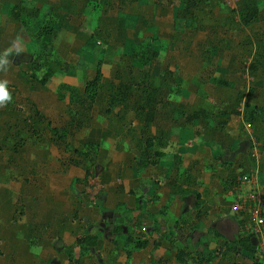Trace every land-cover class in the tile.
I'll list each match as a JSON object with an SVG mask.
<instances>
[{"label": "rangeland", "instance_id": "1", "mask_svg": "<svg viewBox=\"0 0 264 264\" xmlns=\"http://www.w3.org/2000/svg\"><path fill=\"white\" fill-rule=\"evenodd\" d=\"M15 1L18 0H0V81H7L12 96L10 103L0 107V252L8 256L18 253L17 262L8 258L10 264H131L133 260L127 262L123 253L126 235L147 239L149 246L159 237L153 238L146 233V228H141L137 236L130 229H125V233H113L108 226L113 218L110 212L105 214L102 226L95 224L90 228L79 219L81 209L69 206L63 198L59 203L53 201L66 195L64 187H68L70 180L67 165L70 152L51 143L44 124L27 126L25 121L31 115V104L53 127H64L69 120L66 113L68 93L62 92L66 95L63 101L57 97L64 75L70 77L73 85L70 87L82 91L86 82L93 78L98 61L102 63L104 79H110L127 61L123 56L120 58L121 50L135 53L150 41L159 52L158 60L152 66L154 78L158 80L165 74L177 92L170 93L167 100L185 106L188 111L195 109L198 100L200 102L196 103L208 109V103H214L228 93L216 87L213 80L218 75L223 76L224 72L227 74L226 69L235 65L230 61L231 55H238L242 48L245 49L244 44L249 38L256 39V33L263 30L264 24L259 21L249 27L242 26L236 12L237 0H210L206 9L195 14L196 19L178 15L180 0L132 3L126 0H72L74 5L70 9H76V13L65 17L66 29L56 24L57 37L50 55L54 68L61 67L63 71L55 72L47 86L41 89L31 85L25 75L26 65L37 53L38 45L31 42L28 31L10 22L8 10ZM60 2L32 0L31 4L46 11ZM262 36L264 38V34ZM242 39H246L243 45ZM240 66L245 69V61L238 62L237 68ZM239 69H233L234 73H239ZM230 80L237 87L240 82L242 85V78ZM171 120L168 113H163L159 114L156 123L158 128L170 132L175 128L174 122L187 125L184 118ZM117 128L113 117H106L95 108L88 127H79L72 132L70 141L74 147L90 141L99 147L89 181L78 183L82 185L79 191L89 201H95L104 185H126L134 167L133 155L138 152L136 142L122 135L115 137ZM151 132L155 133V128H151ZM20 186L22 189L17 192ZM64 207L72 212L58 214ZM10 217L13 222H9ZM32 224L37 228L34 229ZM65 231L71 232V244L62 243L61 233ZM169 232L167 236L174 239V233ZM84 234L105 236V245L101 242L102 249L96 247L95 251L81 255L76 239ZM162 245L168 247L162 258H158L159 263L173 264L174 249L164 241ZM145 249L141 253L130 250V254L136 252L134 264L144 262ZM193 257L196 261L201 255L195 252ZM156 259L153 256L151 262ZM7 263L0 259V264Z\"/></svg>", "mask_w": 264, "mask_h": 264}, {"label": "crops", "instance_id": "2", "mask_svg": "<svg viewBox=\"0 0 264 264\" xmlns=\"http://www.w3.org/2000/svg\"><path fill=\"white\" fill-rule=\"evenodd\" d=\"M257 1L262 12L261 19L246 27L259 21L264 24V0ZM262 29L256 33V39L249 38L245 44L246 39L241 40L245 49L242 48L238 55H231L230 61L235 65L226 69V75L224 72L223 76L218 75L213 80L216 87L227 90L228 93L218 97L214 103H208V109L196 103L200 101H195L193 111L204 110L211 115L206 124L201 120H194L188 126L174 122L177 126L173 127L172 132L160 128L168 145L163 149L165 155L159 159L157 165L141 170L134 163L126 185H104L100 199H95V203L100 204L99 207L85 206L78 202L79 193L83 194L79 191L82 190V185L73 184V181L82 180L85 172L82 168L69 166L70 180L68 187H64L66 195L53 201L59 203L63 198L68 201L69 206L81 209L83 212L79 219L90 228L95 224L102 226L105 214L110 212L113 215L108 225L111 231L121 226L123 233L125 229H130L137 236L141 228H146V233L153 238L159 237L157 241H153L152 246L147 245L146 249L144 248L146 258L143 263L138 261V264H162L158 258H162V253L165 254L168 247H163V241L169 244L175 253L177 249L183 248L191 252L192 257L195 252L206 257L204 264H258L260 238L248 232L240 205L242 198L234 189L237 176L250 175L254 168L251 157L253 145L250 141L253 138L260 153L257 183L264 191V120L255 119L258 111L264 108V38L261 37L264 28ZM244 61L245 69H241V66L240 69L237 68V63ZM232 68L239 69V73L235 74ZM220 76L224 79V85L217 84L216 80L220 79ZM227 76L230 78L227 79ZM234 77L242 78V85L241 82L238 87L233 84L230 79ZM69 78L64 75L62 82L73 86ZM238 93L242 96L239 102L236 101ZM232 110L238 111L239 114H231L229 111ZM245 116L252 119L251 124L245 120ZM135 153L134 160L139 157V151ZM123 168L122 164L121 169ZM171 184L174 192L171 190ZM21 189L20 186L17 192ZM179 191L180 194L175 193ZM197 201L200 202L199 207L196 206ZM59 212L60 215H67L72 210L64 207ZM11 218L9 222H13ZM32 225L34 229L37 228L36 224ZM169 231L174 233V239L167 236ZM21 234L23 238V232ZM61 234L62 243L71 244V232L65 231ZM216 234L219 237H216ZM238 237L247 238V244H251L254 251L241 246L235 252H227L225 247L219 249L217 242H231ZM162 238L165 240H160ZM101 242L102 246L105 245V236L99 238L97 247L100 249ZM156 243L159 244L158 248ZM175 253L173 264H178ZM135 254L136 252H132L126 261L133 260L131 264H134ZM153 256L157 259L151 262ZM8 258L17 262L18 253L8 256L1 252L0 259L10 264Z\"/></svg>", "mask_w": 264, "mask_h": 264}, {"label": "trees", "instance_id": "3", "mask_svg": "<svg viewBox=\"0 0 264 264\" xmlns=\"http://www.w3.org/2000/svg\"><path fill=\"white\" fill-rule=\"evenodd\" d=\"M31 1H15L16 3L11 4L8 10V17L10 22L19 24L23 29L28 31L31 42L38 45L37 53L32 55L26 65L25 75L28 77L31 85H37L36 87L44 89L53 75H55V72L63 71L61 67L58 69L54 68V62L50 57L53 51L54 40L57 37L55 26L57 24L62 29H66L68 24L65 23V17L76 13V9H70L74 5L72 0H68L67 2L61 0L59 5H52L46 11H42L39 7L32 5ZM87 1L89 0H85V2ZM138 1L126 0L128 3ZM209 4L210 0H180L178 15L180 14L183 18H195V14L202 12ZM63 8L67 9L68 12ZM236 12L240 23L244 26L260 20L262 15L257 0H237ZM149 42L140 46V49L135 53L121 50L119 52L120 58L123 56L127 61L123 66L121 65L122 67H118L114 71L110 79H104L101 70L102 63L98 61L93 78L86 82L82 91L61 84L57 91L58 100L63 101L66 98V95L62 93L63 91L68 93L69 98L66 106L69 120L64 127H53L36 106L31 104V115L25 121L27 126L39 127L44 124V129L50 134L51 143L58 148H63L70 152L67 165L84 170V178L82 180L75 179L73 184L88 182L91 176L90 169L96 161L99 147L95 142L90 141L80 147H74L70 141L72 132L76 128L88 127L95 108H98L104 116L114 118L115 123L118 125L115 137L122 135L136 142L139 157L134 160V163L141 170L157 165L159 159L165 155L163 149L168 143L167 140L163 139L162 129L158 128V124L156 123L159 114L168 113L172 121L184 118L187 125H191L194 120H202L205 124L208 122L211 116L209 112L204 110L188 111L185 106L177 105L167 100L169 94L176 91L173 90L170 79L165 74L160 76L158 80L154 78L152 66L158 60L159 52ZM216 81L217 84L224 85V79L220 78ZM241 98L240 93L236 94L237 102ZM229 112L231 114H239L236 110ZM244 118L251 124L252 119L250 120L246 116ZM259 118L264 120V108L260 109L255 117V119ZM151 128H155L156 130L154 135L151 132ZM107 133L105 134L106 136ZM173 184H171V190ZM180 192L175 193L180 194ZM100 196L99 194L94 199L99 200ZM195 196L198 200V195L196 194ZM78 202L85 206H100L95 201L87 200L85 194L81 193H79ZM199 203L197 201V207H199ZM197 216L200 217L199 215ZM112 232L120 234L123 232V228L118 226ZM216 237H219V235L216 234ZM247 240V238L238 237L231 242L222 241V243H217L219 249L225 247V251L227 252H235L240 246L253 252L254 249L251 244H247ZM98 242L99 237L91 234H84L82 237L76 239V244L80 246L81 255L95 251ZM148 244L149 240L147 239H135L126 235L124 239L126 260L131 255L130 250H141L146 248ZM155 246L157 247L159 244L156 243ZM191 254V252L183 248L177 249L175 260L178 264H204L206 262V257L201 256L195 261ZM68 255L70 256V253Z\"/></svg>", "mask_w": 264, "mask_h": 264}, {"label": "built area", "instance_id": "4", "mask_svg": "<svg viewBox=\"0 0 264 264\" xmlns=\"http://www.w3.org/2000/svg\"><path fill=\"white\" fill-rule=\"evenodd\" d=\"M250 141L253 145L251 157L255 165L250 175L237 176L234 191L242 198L240 205L248 232L252 236L260 238L257 259L258 264H264V191L257 183L260 153L255 140L251 138Z\"/></svg>", "mask_w": 264, "mask_h": 264}, {"label": "clouds", "instance_id": "5", "mask_svg": "<svg viewBox=\"0 0 264 264\" xmlns=\"http://www.w3.org/2000/svg\"><path fill=\"white\" fill-rule=\"evenodd\" d=\"M6 70V69H2ZM12 96L7 89V81H0V107L5 106L7 103H10Z\"/></svg>", "mask_w": 264, "mask_h": 264}]
</instances>
